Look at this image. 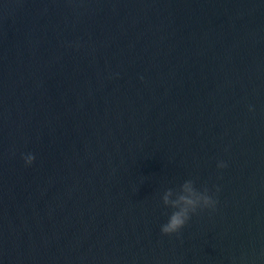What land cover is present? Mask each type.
<instances>
[{
	"label": "water",
	"instance_id": "water-1",
	"mask_svg": "<svg viewBox=\"0 0 264 264\" xmlns=\"http://www.w3.org/2000/svg\"><path fill=\"white\" fill-rule=\"evenodd\" d=\"M0 264H264V0H0Z\"/></svg>",
	"mask_w": 264,
	"mask_h": 264
},
{
	"label": "clouds",
	"instance_id": "clouds-1",
	"mask_svg": "<svg viewBox=\"0 0 264 264\" xmlns=\"http://www.w3.org/2000/svg\"><path fill=\"white\" fill-rule=\"evenodd\" d=\"M22 159L26 165H31L35 156L28 154L22 156ZM216 166L218 169H223L227 167V163L218 161ZM216 191L218 192L219 189L216 188ZM160 199L165 208L172 209L167 221L160 226V232L165 236L179 235L193 215L205 210L215 211L218 203L207 186L197 188L193 179L184 180L176 189H165Z\"/></svg>",
	"mask_w": 264,
	"mask_h": 264
}]
</instances>
